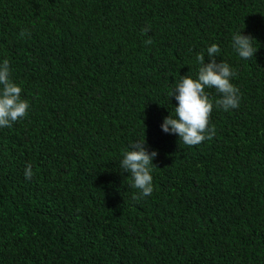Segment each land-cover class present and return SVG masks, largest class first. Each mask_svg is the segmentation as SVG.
I'll return each instance as SVG.
<instances>
[{"label": "trees", "instance_id": "trees-1", "mask_svg": "<svg viewBox=\"0 0 264 264\" xmlns=\"http://www.w3.org/2000/svg\"><path fill=\"white\" fill-rule=\"evenodd\" d=\"M213 43L239 107L207 88L216 134L187 146L160 125ZM4 60L29 109L0 128V264H264V0H0ZM143 139L134 199L120 161Z\"/></svg>", "mask_w": 264, "mask_h": 264}, {"label": "clouds", "instance_id": "clouds-1", "mask_svg": "<svg viewBox=\"0 0 264 264\" xmlns=\"http://www.w3.org/2000/svg\"><path fill=\"white\" fill-rule=\"evenodd\" d=\"M149 29H142L147 33ZM24 31L21 35H25ZM251 35H243L238 31L232 36V46L243 59L254 57L258 48H254ZM146 44H151L149 38ZM220 47L213 43L207 48L209 60L205 63V54L199 53L196 60L199 64L196 78L181 76L175 87L170 89L169 97H174L177 104L174 108L175 117H164L160 127L165 133H174L178 139L187 146H195L205 140H211L215 134V126L209 125L210 115L213 110V101L209 98L206 89L214 88L220 93V98L215 105L228 111L239 107V89L231 82L235 73L229 64L216 56L220 53ZM21 87L10 79L9 61L4 60L0 64V128H10L12 124L27 115L29 103L21 98ZM157 151H148L145 147V139L133 143L130 150L123 152L120 166L131 174L132 187L139 190L134 194V199L150 196L153 192L152 168ZM31 164L26 165L24 176L26 180L33 178Z\"/></svg>", "mask_w": 264, "mask_h": 264}]
</instances>
